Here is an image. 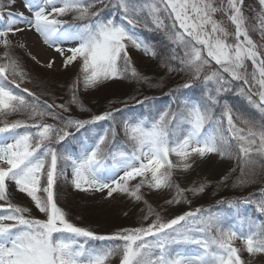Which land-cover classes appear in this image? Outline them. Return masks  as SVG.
<instances>
[{"label":"snow or ice","instance_id":"snow-or-ice-1","mask_svg":"<svg viewBox=\"0 0 264 264\" xmlns=\"http://www.w3.org/2000/svg\"><path fill=\"white\" fill-rule=\"evenodd\" d=\"M16 2L0 0V264H110L116 258L119 264H246L242 251L249 257L264 254V221L240 212L242 204H253L264 216V190L257 200L227 202L236 214L232 223L221 211L200 208L164 220L141 191L174 188L166 204L190 203L185 193L200 195L208 184L181 188L174 176L214 155L236 161L237 184L264 177V45L250 34L264 41V0L254 5L245 0H23L28 16L13 10ZM141 27L163 34L167 71L187 77L184 89L199 81L202 95L174 99L175 109L170 105L151 117L120 121L125 137L120 142L119 109L80 119L71 115L72 106L86 111L80 91L109 81L147 82L129 51L156 56L137 31ZM25 28L64 57V67L77 64L66 103H49L21 88L31 81L12 54L9 36ZM65 43L73 46L61 47ZM226 93L245 100L254 114L236 109ZM13 116L23 118L9 119ZM100 121L110 122L102 134L81 139L71 131H91L89 126ZM70 136L78 151L64 143ZM61 180L76 191L107 197L119 192L143 201V220L151 223L109 235L79 227L58 205ZM16 192L25 194L44 218L14 204ZM237 240L243 248L234 246Z\"/></svg>","mask_w":264,"mask_h":264},{"label":"rangeland","instance_id":"rangeland-1","mask_svg":"<svg viewBox=\"0 0 264 264\" xmlns=\"http://www.w3.org/2000/svg\"><path fill=\"white\" fill-rule=\"evenodd\" d=\"M245 3L254 5L255 0H245ZM13 10L24 12L26 16L30 15L27 9L23 6V0H17ZM218 18L223 19L222 17ZM63 19L73 22L71 21L70 17H64ZM225 24L230 32L233 31V27L226 20ZM250 34L258 45H264V41L261 40L257 33ZM9 39L12 41V54L20 60L24 70L28 75V79L31 81L33 87H35L33 89L41 92V94L45 93V96H48L50 94L49 92L55 94L62 91L64 92L65 96L64 98H61V100L67 102L69 100V85L67 84H71V82L76 78L78 73L77 64L74 63L73 65L64 67V57L60 56V54L57 53L53 48L48 47V45L43 42L42 38L38 33L35 32V30H28L25 28V30L22 32H17L15 35H10ZM71 46L73 45L70 43L61 45V47H64L65 49ZM129 51L132 64L136 69L150 67L154 60L153 56H146L143 51H137L134 48H130ZM2 52L3 49L0 48V53ZM69 54L70 53H66V55ZM50 61H54L51 68L47 66ZM62 84H65L63 88L61 86ZM26 85L27 83L22 84L21 88H27ZM119 86L120 80H117L109 81L96 89H90L87 91L81 90L79 93L80 100L84 104L86 111L89 109L92 113H94L93 111L100 108L102 105H107L108 103L115 101L113 98H115ZM171 107L175 109L173 106ZM57 111L58 113L61 112L59 110ZM71 115L80 119L84 118V116L76 111H72ZM18 118L23 117L13 116L9 119ZM46 122L54 123L51 120H47ZM71 131L74 132V129ZM102 133L103 131L100 134ZM117 140L120 142H125V137L122 131H120ZM173 160H175V157H173ZM234 164V159H221L219 156L215 155L207 157L203 160L197 159L192 168L187 172L178 171L174 176V180L181 188L198 187L201 183L208 184L210 181H217L216 177H224V175L229 174ZM258 179L259 178H257L255 183L258 181ZM137 180H139V178H137ZM136 182L137 181H132L130 183L134 185ZM141 191L144 194L145 200H147L148 203L153 204V207H156L157 204L158 206L165 205L164 201L172 199V197L175 195V190L173 192V190L170 189L164 190L162 192H155L144 188ZM204 194L205 192L197 196L205 197L206 195ZM11 199L14 204L31 208L32 211L30 215L32 217L39 219L44 218L43 214L35 209L34 205L25 194L16 192L15 195L11 197ZM131 200L132 199L127 195L121 194L119 192L114 193L112 197H107L105 193L101 192L76 191L73 189L70 182H65L63 180L59 182V187L57 188L58 205L67 213L68 219L79 227H83L95 232H103L106 230L105 225L120 226L122 223L115 219L114 214L123 210L126 211L128 208L130 209L129 201ZM187 200L190 201V203H181V209L195 206L192 204L194 201H196L194 197L192 199L188 197ZM139 205L145 204L143 201H141ZM166 206L174 207V209L176 208V206H170L168 204ZM137 215L139 216V219H137L138 221L136 222H143L144 220L140 217L141 215ZM73 216H77V218H75V220L71 219ZM121 219L124 223L127 220V217H123ZM262 221H264V217L262 218ZM234 246L238 248L244 247L241 240L235 241ZM240 255L246 264H264V254H259L255 257H249V254L245 250L242 251ZM110 264H119V258L113 259L110 261Z\"/></svg>","mask_w":264,"mask_h":264},{"label":"trees","instance_id":"trees-1","mask_svg":"<svg viewBox=\"0 0 264 264\" xmlns=\"http://www.w3.org/2000/svg\"><path fill=\"white\" fill-rule=\"evenodd\" d=\"M137 31L140 33L144 41L156 52V56L154 57V60L150 67L136 69L142 77H147V82L143 80H120L119 89L116 93L115 98H113L115 99V101H112L107 105H102L101 107L99 106L100 108L94 110V113H92L89 109L83 112L78 109L77 106H72V111H76L84 116L83 119H89L92 115H98L106 111L119 109L120 111L116 112L117 130L119 134V124L122 120L140 118L143 116L151 117L153 115H156L160 111H164L170 105L176 108V104L173 102L174 99H200L202 95L199 81L195 82L193 88L184 89L182 88V85L187 81V77H185L182 73H169L167 71L166 67L163 64V61L169 54L168 45L161 32L149 31L144 29L143 27L137 29ZM67 85H70V83ZM61 86L63 88L65 84H62ZM26 87L29 90L35 92L36 95L39 96L42 100H47L49 103H52L53 101H55L57 104L66 103V101L64 102L63 100H61V98H64L65 96L64 92L62 91L55 94L49 92L50 94L48 96H45V93L41 94V92L34 90L33 88L35 87H33L31 83H27ZM178 88V92L173 91ZM16 91H18V89ZM169 93H171V95ZM23 94L27 96V93ZM224 98L227 99L231 105H233L239 111L243 112L245 115L254 114V110L247 105L246 101L235 95L234 93H226ZM139 101H144V103H139ZM57 110L61 111L59 108L55 109V111ZM64 114L68 115L67 113ZM109 123L110 122L108 121H100L94 125L89 126V129H91V131L82 129L80 132H75L74 130L73 133L76 137H80L81 139H83L86 136L100 134L102 131H104V129L108 128ZM64 143L68 145L69 151L73 149H75L76 151L79 150V145L75 140H73V137L71 136ZM233 169L236 170L233 171ZM239 175V169L237 168L235 161V164L229 174L224 175V177H228V180L224 183H221L220 178H222V176L216 177L217 181H210L208 183V187H206L204 191V195H206L205 197L193 195L190 192H186V199L188 197H190L191 199L194 197V199L196 200L194 201V203H192L193 205H195L194 207H184L185 209H181V203L170 205L176 206V208L174 209V207H167L165 201V205L163 206H158L157 204L156 207H153V204H148H150L157 212H159L164 220H168L185 212L195 211L197 208H200L211 209L213 211H221L229 217V222L232 223L235 222L236 214L232 209H229L227 207V202L244 199L257 200L260 198L262 190H264V177H257L260 179V181L258 179L256 183L254 182L240 185L236 183ZM198 182L200 183L199 180ZM170 190H173L174 192L175 189L173 188ZM220 201H224V203L221 204L219 203ZM129 203L130 209L128 208L126 211L123 210L114 214L115 219L122 223L120 226L105 225L106 230H104L103 232H93L99 235H109L122 228L138 227L141 226V224L151 223V219L148 221H141L140 223L136 222L138 221L137 219H139V216L137 214L141 215L140 217L143 218L144 214L146 213V205H139V203L141 202H136L134 200L129 201ZM240 212L241 215H246L255 219L256 221L259 220L258 222L262 221V218L264 217L255 211V207L253 204H242ZM122 216L127 217V220L124 223L121 219L123 218ZM75 218H77V216L71 217V219L73 220H75ZM92 243L99 244L101 242Z\"/></svg>","mask_w":264,"mask_h":264},{"label":"bare ground","instance_id":"bare-ground-1","mask_svg":"<svg viewBox=\"0 0 264 264\" xmlns=\"http://www.w3.org/2000/svg\"><path fill=\"white\" fill-rule=\"evenodd\" d=\"M31 15V14H30Z\"/></svg>","mask_w":264,"mask_h":264}]
</instances>
